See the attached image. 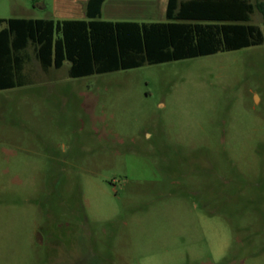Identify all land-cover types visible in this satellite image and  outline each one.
Segmentation results:
<instances>
[{"label": "rangeland", "instance_id": "obj_1", "mask_svg": "<svg viewBox=\"0 0 264 264\" xmlns=\"http://www.w3.org/2000/svg\"><path fill=\"white\" fill-rule=\"evenodd\" d=\"M28 55L0 91V264H264V43L81 78Z\"/></svg>", "mask_w": 264, "mask_h": 264}, {"label": "trees", "instance_id": "obj_2", "mask_svg": "<svg viewBox=\"0 0 264 264\" xmlns=\"http://www.w3.org/2000/svg\"><path fill=\"white\" fill-rule=\"evenodd\" d=\"M105 0H90L87 20L0 19V91L22 87L28 50L43 70L68 65L72 78L193 59L264 43L249 24V0H169L165 22H110L100 18ZM68 62V64H67Z\"/></svg>", "mask_w": 264, "mask_h": 264}, {"label": "crops", "instance_id": "obj_3", "mask_svg": "<svg viewBox=\"0 0 264 264\" xmlns=\"http://www.w3.org/2000/svg\"><path fill=\"white\" fill-rule=\"evenodd\" d=\"M55 21L87 20V6L90 0H49ZM41 8H47L48 0ZM169 0H105L101 6L100 18L110 22L157 23L167 21ZM23 19V18H22ZM31 19V18H28ZM159 19V20H157ZM161 19V20H160Z\"/></svg>", "mask_w": 264, "mask_h": 264}, {"label": "water", "instance_id": "obj_4", "mask_svg": "<svg viewBox=\"0 0 264 264\" xmlns=\"http://www.w3.org/2000/svg\"><path fill=\"white\" fill-rule=\"evenodd\" d=\"M67 64H68V62H67Z\"/></svg>", "mask_w": 264, "mask_h": 264}]
</instances>
